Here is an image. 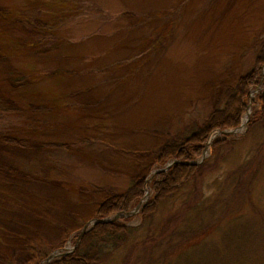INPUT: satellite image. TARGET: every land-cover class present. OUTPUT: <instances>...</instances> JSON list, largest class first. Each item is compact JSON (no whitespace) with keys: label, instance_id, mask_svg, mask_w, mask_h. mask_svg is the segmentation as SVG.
<instances>
[{"label":"rangeland","instance_id":"obj_1","mask_svg":"<svg viewBox=\"0 0 264 264\" xmlns=\"http://www.w3.org/2000/svg\"><path fill=\"white\" fill-rule=\"evenodd\" d=\"M36 34L52 39L31 43ZM262 39L264 0H0V99L14 109L0 120V264L72 253L94 210L140 178L141 199L101 218L131 234L99 264H264V125L249 127L264 79L239 126L211 132L188 162L215 169L140 216L150 177L178 162L155 165L150 151L170 126L200 122ZM218 138L231 144L213 154ZM173 212L156 250L149 238Z\"/></svg>","mask_w":264,"mask_h":264},{"label":"trees","instance_id":"obj_2","mask_svg":"<svg viewBox=\"0 0 264 264\" xmlns=\"http://www.w3.org/2000/svg\"><path fill=\"white\" fill-rule=\"evenodd\" d=\"M31 21L29 23L31 27L41 26L37 19L33 18ZM48 38L52 39V36L36 34L30 37V42L38 43L46 39L48 40ZM257 47L259 54L253 60L252 67L248 73L242 77H237L234 84L223 85L221 87L213 104L200 122L193 121L190 124H183L175 130L172 129L174 126H170L164 134L162 144L150 151V157H152L155 165L162 166L173 158L177 159L178 162H175L167 171L156 173L150 177L147 185L152 196L140 212L143 220L146 221L154 218L160 206L173 200L191 182L197 181L205 169H215L216 164L210 162V159L203 161L199 165H190L188 162L200 156L211 132L239 126L241 115L246 109L248 90L257 86L264 77L261 74V67L264 65L263 39L257 44ZM13 111V108L5 106L0 99V120L5 117V113ZM259 125H264V91L257 98L249 121V127L251 128ZM218 139L213 143V154H216L219 147L225 142L227 145L231 144L230 141L227 142L223 138ZM4 141L15 142L12 139H5ZM213 156L215 157V155ZM237 185V182L232 184L233 187ZM144 189L143 178L131 181L130 185L124 191L113 192L108 196L109 199L104 204H100L101 206L99 208L97 207L93 214L97 219H101L103 216L105 217V215L114 211L115 213H126L141 199ZM103 191L105 192V190L98 189L99 193ZM199 201V199L195 198L183 206L188 209H193L196 207L194 202ZM103 206H106L107 210L102 209ZM176 217L177 213L174 214L173 212L170 214L166 220L168 221V225L165 226L166 228L161 229L160 232L158 231L159 233L155 232V235H152L154 238L152 236L149 238V241L155 243L154 249L163 251L166 249L163 248V243L169 245V242L165 243L164 239H160L156 235L164 236L172 229L170 224L175 223ZM137 229L138 227H136ZM190 232L192 234L194 231ZM129 234H131V229L123 226L120 222L97 223L84 233L78 246L72 253L55 260L51 264H99L105 256L123 248L127 243V236ZM171 235H175V233L171 232ZM177 236L179 237L180 235ZM47 252L49 251L36 250L33 264H42L41 262L47 257ZM156 261L158 264H163L162 258L159 260L156 259Z\"/></svg>","mask_w":264,"mask_h":264},{"label":"water","instance_id":"obj_3","mask_svg":"<svg viewBox=\"0 0 264 264\" xmlns=\"http://www.w3.org/2000/svg\"><path fill=\"white\" fill-rule=\"evenodd\" d=\"M189 164L194 165L195 163H189ZM159 171H165V169H163V170H159ZM159 171H158V172H159ZM137 208H138V206H137ZM137 208H136V209H137ZM117 215L120 216V214H117ZM116 217H117V216H116ZM107 222H109L107 219H102V220H94L92 223H93V224H96V223H107ZM86 228H87V226H85V228H84V232H85Z\"/></svg>","mask_w":264,"mask_h":264}]
</instances>
